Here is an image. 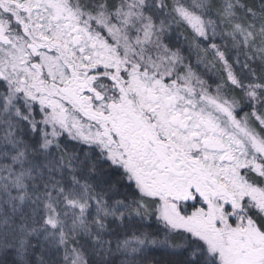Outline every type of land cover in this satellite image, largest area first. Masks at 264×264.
<instances>
[{
  "label": "snow or ice",
  "instance_id": "6c2138e0",
  "mask_svg": "<svg viewBox=\"0 0 264 264\" xmlns=\"http://www.w3.org/2000/svg\"><path fill=\"white\" fill-rule=\"evenodd\" d=\"M0 264H264V0H0Z\"/></svg>",
  "mask_w": 264,
  "mask_h": 264
}]
</instances>
